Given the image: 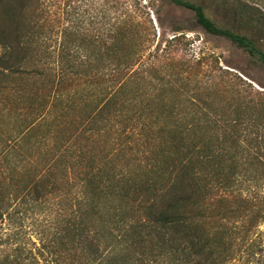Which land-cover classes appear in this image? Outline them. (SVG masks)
Returning a JSON list of instances; mask_svg holds the SVG:
<instances>
[{"label": "trees", "instance_id": "obj_1", "mask_svg": "<svg viewBox=\"0 0 264 264\" xmlns=\"http://www.w3.org/2000/svg\"><path fill=\"white\" fill-rule=\"evenodd\" d=\"M167 1L264 65L251 37L219 26L203 5ZM50 2L0 0V82L8 93L0 100V222L22 213L9 212L12 201L31 206L49 236L33 254L17 233L8 235L16 246L0 264H264L263 94L246 101L231 89L227 105L201 100L175 116L166 100L153 101L159 110L136 102L156 89L153 79L183 66L169 49L181 36L149 55L158 64L142 61L127 35L132 24L119 16L97 38L103 66L96 68L79 18L62 29L58 53L52 48ZM85 95L96 102L69 123L64 117Z\"/></svg>", "mask_w": 264, "mask_h": 264}, {"label": "rangeland", "instance_id": "obj_2", "mask_svg": "<svg viewBox=\"0 0 264 264\" xmlns=\"http://www.w3.org/2000/svg\"><path fill=\"white\" fill-rule=\"evenodd\" d=\"M188 1L203 5L206 14L219 26L251 37L264 52V0ZM51 3L55 12V29L50 36L48 35L52 48L58 53L59 44L63 39L62 29L67 26L73 27L76 19L79 18L77 25L94 43L87 44L84 54L91 58V64L96 68L103 66L101 60L103 51L99 48L97 38L108 28V25L114 26L119 16L126 17L128 23L132 24L127 35L135 40V47L142 50V61L150 59L148 61L158 64L156 61L158 58L149 55L155 53L156 47L160 46L163 49L171 38L181 36L171 42L169 49L173 52V56L180 59L183 66L180 68L177 66L174 70L179 71L175 74L169 69L166 70L164 80L153 79L152 88L156 89L147 98L136 96L138 97L134 99L136 102L166 100L168 101L166 112L170 111L171 116H175L193 112L195 108L192 104H198L201 100L211 102L215 106L227 105L229 95L224 91L231 89L241 90L246 101L250 97L253 98L254 94L257 100L260 95L257 92H261L264 97V65L232 40L204 31L197 24L194 13L190 10L178 7L167 0H52ZM238 8H243L249 16L246 14L245 18H240L237 13ZM160 59L159 63H162L163 58ZM199 60L200 64L197 63ZM55 64L61 65L62 62H56L55 57ZM7 81L11 86L18 83L16 77H10ZM32 84L33 82H27L25 86L32 89ZM36 85L40 87L41 84L37 81ZM94 87L99 90L98 86ZM3 88L4 84L0 82V100L6 101L8 93ZM87 88L85 86V90ZM126 96L132 98L133 95L128 93ZM95 99V96L85 95L84 99L79 101L76 107L73 106L64 118L69 120V123L77 122L82 116L80 109L87 108L88 102L94 104ZM154 102L152 105L156 106V110L163 109ZM258 122L264 126V106L259 112ZM263 126L260 128L259 144L264 148ZM248 135L249 140L254 138V134ZM12 202L9 205V212L20 210L22 213L16 215L15 221L8 219L3 223L0 222V236H2L0 256L11 252L16 246L14 239H8V235L14 233L18 234L17 240H21L17 241L18 244L24 242L26 248L32 250L33 254H39L42 244L49 238L48 233L42 232L46 227L43 213L35 208L32 209L31 206L29 210H26L27 206L24 205L16 207L15 202ZM51 211H53L52 207L46 212L49 214ZM55 216L56 214L52 213L49 217Z\"/></svg>", "mask_w": 264, "mask_h": 264}]
</instances>
